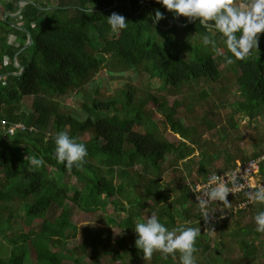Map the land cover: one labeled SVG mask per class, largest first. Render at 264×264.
<instances>
[{
	"label": "trees",
	"instance_id": "obj_1",
	"mask_svg": "<svg viewBox=\"0 0 264 264\" xmlns=\"http://www.w3.org/2000/svg\"><path fill=\"white\" fill-rule=\"evenodd\" d=\"M20 1L7 0L6 7H0V170L5 179L0 182V209L10 210L8 217L0 221V233L8 234L15 223L19 224L21 214L29 225L41 220L42 227L35 236L28 233L10 236L14 248L9 257L0 255V264H26L28 253H32L30 257L35 264H62L63 256L53 252L51 245L59 238H66V230L72 227L68 219V200L93 213L114 206L108 223L119 227V238H113L111 229L98 233L94 253L106 254L112 264H180L179 253L165 258L155 252L145 261L143 253L135 246V223L152 213L169 228L203 229L198 221L201 218L206 221V232L201 230L195 244L196 264H262L264 234L255 231L254 217L264 210V204H250L234 212L231 209L239 203L234 199L229 200L230 208L222 202L220 209L214 205L209 208L213 217L228 211L253 215L251 220L241 218L244 223L232 227L228 218L221 226L202 217L189 183L181 194L172 196L163 184L168 156L175 153L183 159L192 154L195 147L187 141L177 144L164 137L155 113L150 117L140 110L131 111L133 90L124 92L120 105L115 100L92 99L91 104L85 103L84 107L90 112L106 113L97 120L91 117L86 121L78 120L61 101L71 91L82 92L104 68L111 75L124 73L126 69L142 71L151 83L160 81L164 87L180 89L186 83L220 81L221 65L228 64L239 90V99L232 105L234 113L241 114V120L244 117L255 119L264 112V54L260 47L244 59H236L219 43L218 34L209 33L198 21L189 23L187 18H174L157 0H80L78 4L62 1L57 5L34 0L26 4L22 18L6 17L7 12L17 13ZM84 8L93 9V13L85 14ZM157 10L164 18L154 25ZM112 13L126 18V29L111 30L107 17ZM25 30L31 33L33 43L20 52L28 41ZM183 32L189 33L185 36L187 40H183ZM206 34L217 40L215 49L203 45L202 38ZM12 36L21 39L19 44L10 41ZM191 37L199 39L194 43ZM17 55L23 70L15 65ZM229 58L232 63L227 62ZM28 99L32 100L30 108H24ZM153 101L158 110H164V104L158 103L155 97ZM178 107L180 105L175 104L167 117L177 132L179 125L173 115ZM2 120L10 124L23 123L28 129L9 135L2 127ZM139 126H146L145 131L138 130ZM30 127L36 130L31 131ZM60 131H67L75 138L80 133H92L89 140L77 138L88 149L82 167L68 170L55 160L53 137ZM263 153V149L258 150L252 158ZM33 157H43L45 166L28 171ZM252 158L244 157L241 162ZM237 166L238 163H234L232 168ZM102 168H106L112 179L104 175ZM262 170L264 172V167ZM199 173L201 178L213 174L204 164ZM73 177L78 185L71 186ZM246 193L241 195L244 200ZM60 208L63 210L56 217L54 214ZM119 215L121 220H118ZM210 223L223 230L218 242L214 241L208 227ZM225 238H231L228 244ZM20 240L23 245L19 244ZM18 247L20 250L16 251ZM232 250H238L240 258L235 259L230 254ZM95 262L101 264L99 256Z\"/></svg>",
	"mask_w": 264,
	"mask_h": 264
},
{
	"label": "rangeland",
	"instance_id": "obj_2",
	"mask_svg": "<svg viewBox=\"0 0 264 264\" xmlns=\"http://www.w3.org/2000/svg\"><path fill=\"white\" fill-rule=\"evenodd\" d=\"M34 2V0H29ZM45 1L50 5H57L65 1L72 4H78L80 0H37ZM7 0H0V7L5 8ZM94 5V2H92ZM26 3L24 4V8ZM215 34V33H213ZM189 33L183 32V40H187ZM199 39V37H196ZM195 37H191L190 41L195 43ZM14 41H13V40ZM20 38L12 36L11 42L19 44ZM24 41V40H22ZM27 43V42H26ZM259 47L264 54V35L261 34ZM222 78L218 82H210L201 80L200 82L186 83L180 89L172 87H164L160 81H153L147 74L142 71L137 72L133 69H126L124 73H115L111 75L105 68L97 75V77L87 85L82 92H69L66 96L61 98V101L67 105L68 111L71 112L78 120L86 121L90 117L97 120L106 116L105 112H90L84 106L85 103L91 104L92 99L101 102L107 100H115L120 105L123 104V94L128 89L133 90V102L130 105L131 111L136 112L140 110L147 116H152L154 113L159 116L157 123L161 129V134L171 142L180 144L181 141H187L188 145L194 146L195 150L192 154L180 159L175 153L169 154L168 161L164 165L163 184L164 188L169 190L172 196L181 194L184 186L190 181L201 178L199 173L200 167L204 164L205 168L210 172L227 171L232 168L234 163H242L244 157L252 158L254 153L258 150H264V112L255 119L244 117L241 120V114L236 115L233 109V103L239 99V90L236 83V76L229 68L228 64L221 65ZM153 97L158 100V103L164 104V110H158L157 104L153 101ZM31 99L26 100L24 108H30ZM175 104L180 105L177 112L173 115V120L179 125V132H177L171 123L167 121L171 109ZM238 123V127L237 124ZM140 131H145L146 126L137 127ZM91 132L80 133L79 140H89L92 137ZM186 136L188 139L183 138ZM264 154V153H263ZM264 167V166H263ZM51 175L55 176L53 170ZM102 172L108 178L112 179L106 168H102ZM3 172L0 170V182L4 181ZM71 186L78 185V180L71 178ZM254 181L264 182V172L261 170L260 174L253 179ZM116 182H119L117 179ZM31 201V199H30ZM239 204V203H238ZM234 204V205H238ZM68 219L72 227L66 230V238L55 239L51 248L53 252H58L63 256L62 264H97L95 260L100 257L101 264H112L109 256L102 252H97V234L111 229L113 231V238H119L120 229L114 224L108 223V215L115 211L114 206L109 205L106 209H101L97 213L88 212L80 208L74 202L68 200ZM218 209L220 204L214 205ZM239 208H241L239 206ZM62 208L58 209L54 214L58 217ZM243 210V209H241ZM9 209H0V221L3 222L9 215ZM248 210H246L247 212ZM210 213V212H209ZM18 213H16L15 220ZM251 214L246 216L236 215L232 213L231 216L225 217L229 219V224L232 227L242 225L241 218L250 219ZM122 216H118L121 220ZM211 221H217V217H211ZM54 219V216L51 220ZM225 219L220 220V225L224 226ZM20 220V221H19ZM19 224L15 223L9 233H0V255L9 257L11 250L14 248L10 241V236L13 234L28 233L34 236L38 234L42 227L41 220L35 221L29 225L25 219L24 214L18 219ZM204 219L198 221L199 226H203L201 230L206 232ZM206 222V221H205ZM214 241H220L221 232L220 227L215 223H210L208 226ZM225 229V228H223ZM13 238V236L11 237ZM231 238H225V244ZM23 245L22 241H19ZM19 251L20 248H15ZM215 248L213 252H215ZM230 254L235 259L240 258L241 254L238 250H232ZM32 253H28L26 264H35L30 257ZM217 257L216 253H213ZM264 264V257L261 259ZM144 264V262H143Z\"/></svg>",
	"mask_w": 264,
	"mask_h": 264
},
{
	"label": "clouds",
	"instance_id": "obj_3",
	"mask_svg": "<svg viewBox=\"0 0 264 264\" xmlns=\"http://www.w3.org/2000/svg\"><path fill=\"white\" fill-rule=\"evenodd\" d=\"M171 12L174 18H187L188 22L198 21L209 33L218 34L219 43L226 48L236 59H244L253 49L259 48L261 34H264V0H157ZM85 14L90 15L93 9L84 8ZM107 22L113 32L127 28L126 18L112 13ZM164 14L157 10L153 17V24L159 23ZM203 45L216 48L217 40L210 39L206 34L202 38ZM228 63H232L229 58ZM54 158L71 170L74 166L80 168L86 163L88 149L84 142L70 136L67 131H60L54 137ZM264 160V156L259 157ZM46 162L43 157L30 158L28 171H35ZM255 162L252 167H255ZM231 185V186H229ZM196 194L197 204L202 217L208 218V206L213 202H222L231 207L228 201L229 193L240 190L243 185L237 180L235 172H226L224 176L211 174L206 185H190ZM247 202L250 204H264V185H252L247 193ZM126 205V202H125ZM244 207V205H241ZM255 231L264 234V210L255 217ZM135 246L143 253V260H149L155 252L165 256H175L179 253L180 264H196L194 253L200 228L179 226L169 228L162 223L155 213H152L142 222L135 223Z\"/></svg>",
	"mask_w": 264,
	"mask_h": 264
},
{
	"label": "built area",
	"instance_id": "obj_4",
	"mask_svg": "<svg viewBox=\"0 0 264 264\" xmlns=\"http://www.w3.org/2000/svg\"><path fill=\"white\" fill-rule=\"evenodd\" d=\"M21 18V14L19 15ZM2 127L9 133V135H14L17 131H21V130H27L28 127L23 124V123H14V124H10L8 123V121L6 120H2ZM31 131L32 130H36L34 127H30L29 128ZM264 156V154L260 155L259 157ZM259 157H254L252 159H250L249 161L245 162V163H240L238 164L237 167L235 168H231L230 170L224 171L222 173H214L218 176H224V173L226 172H235L237 175V180L240 184L243 185V187L236 191L235 194L234 193H229L228 196V201L229 200H234V199H238L239 200V204L238 205H234L233 209L234 212H237L239 209H245L248 207V205H250V203L247 202V196L245 197V200L242 199L241 195L243 193L248 192L249 190H251V186L252 185H264L263 181H254L253 179H256V177L260 174L262 167L264 166V160H259ZM255 162V167H252V164ZM208 177H203V178H196L192 181H190V185H195V184H200L201 186L206 185ZM231 186V185H229ZM191 189V187H190ZM192 191V190H191ZM193 193V192H192ZM196 197V194L193 193ZM197 200V199H196ZM221 202H213L208 206L207 211L209 212V208L212 205H216V204H220ZM241 205H244V207H241ZM239 206L241 208H239ZM231 211L225 212L220 216H217V221L216 222H220L221 219H225V217L231 216ZM210 216L213 218V216L209 213V216L207 218V220H213L210 218Z\"/></svg>",
	"mask_w": 264,
	"mask_h": 264
},
{
	"label": "water",
	"instance_id": "obj_5",
	"mask_svg": "<svg viewBox=\"0 0 264 264\" xmlns=\"http://www.w3.org/2000/svg\"><path fill=\"white\" fill-rule=\"evenodd\" d=\"M29 4V3H31V1H29V0H21L20 1V3H19V10L17 11V13H15V14H12V13H10V12H7V14H6V17H8L9 15H11V16H19L22 12H23V9H24V4ZM178 23V25H187V24H182L181 22H177ZM25 31H27V33H28V41H27V43H26V45H25V47L20 51V52H22L24 49H26V48H28L32 43H33V37H32V35H31V33L28 31V30H25ZM19 52V53H20ZM18 53V54H19ZM17 57H18V55L16 56V58H15V65L17 66V67H20L21 68V70H23V67L18 63V61H17ZM22 73V71L21 72H18L17 74H21Z\"/></svg>",
	"mask_w": 264,
	"mask_h": 264
}]
</instances>
